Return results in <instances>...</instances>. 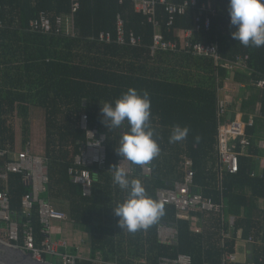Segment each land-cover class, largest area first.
<instances>
[{"label":"trees","instance_id":"obj_1","mask_svg":"<svg viewBox=\"0 0 264 264\" xmlns=\"http://www.w3.org/2000/svg\"><path fill=\"white\" fill-rule=\"evenodd\" d=\"M172 1L180 4L186 0ZM227 2L197 0L185 13L176 15L173 24H168L169 14L161 4L157 28L130 0H0V149L23 150L19 146V110L25 116L33 108L44 111V150L42 154L32 152L43 158L47 170L48 182L40 196L65 211L68 222L90 231L89 256L77 264H140L142 259L146 264H159L162 257L176 259L180 254L190 255L192 264H219L224 256L236 252L238 231L242 238L251 239L252 258L245 264H264V208L258 203L264 199V167L257 170L258 160L264 158V88L254 85L264 77V46L245 47L232 39ZM76 3L79 6L74 10ZM204 4L214 11L203 10ZM41 13L51 19L49 32L31 29V21ZM119 14L125 19L126 31L140 37L142 45L116 42ZM67 15L73 20L72 33L64 31V21L58 23L59 17ZM208 15L211 24L206 28ZM186 30L193 31L192 42L216 43L222 61L243 58L246 67L230 70L213 57L183 48ZM102 32H110L112 41H101ZM158 34L166 41L177 40V48L153 51ZM228 79L250 89L239 111L246 121L253 115L254 124L247 128L249 144L239 156V171L225 172L220 189L218 87L226 90ZM129 87L148 91L150 127L160 146L159 155L152 159L151 173L144 174L142 165L130 162V178L139 179L165 208L156 223L134 233L118 226L112 210L127 195L113 182L110 167L123 160L115 148L128 125L125 122L121 129H108L101 114V103L114 101ZM177 124L188 127L187 138L169 142ZM93 130L105 135V164L78 165L75 158L88 143V131ZM237 150L242 151L240 146ZM186 158L194 162L195 186L204 196L224 202L223 212L181 213L174 205L159 201L160 190L184 181ZM6 160L2 159V167ZM71 168L90 170L93 185L89 195L73 180ZM7 185L10 212L23 235L28 221L23 197L32 186L24 174L16 172H9ZM4 188L0 181V191ZM228 215L234 217L232 229ZM193 218L198 219V230L192 226ZM29 219L40 243L44 234L37 203ZM161 226L174 228L176 239L162 242ZM69 251L76 252V248ZM98 257L104 263H99Z\"/></svg>","mask_w":264,"mask_h":264},{"label":"built area","instance_id":"obj_2","mask_svg":"<svg viewBox=\"0 0 264 264\" xmlns=\"http://www.w3.org/2000/svg\"><path fill=\"white\" fill-rule=\"evenodd\" d=\"M120 2L126 0H119ZM134 3L137 11L148 16L149 21L153 22L155 27L159 28L160 22L157 19V9L159 5H164L165 10L169 14L168 24H173L176 15L183 14L192 4L195 5L197 0H186L183 3L177 4L172 0H130ZM79 3L75 4V9ZM203 10L214 11L210 5H203ZM200 20V18H198ZM63 17L58 18V23L61 25ZM211 24L210 16L208 15L204 21L206 28ZM31 29L33 31L49 32L52 28L51 19L41 13L40 17L31 21ZM200 28V26H198ZM193 31L186 30L184 33V42L182 47L191 50L198 56L213 57L215 62L223 64L230 70L240 67H246V61L239 58L236 61H226L221 59L218 53V45L216 43L206 44L204 42H192ZM101 41H112L113 37L110 32H102L99 35ZM116 42L119 44H141V38L137 37L133 31L127 32L125 19L122 15L117 17V32ZM178 41H166L160 34L155 36L154 44L151 49H175ZM258 88H264V77L254 83ZM220 94L224 92L222 87H218ZM218 119L219 128L217 136L218 148V176L219 185L222 189L223 178L225 172L237 173L239 171V156L246 150L249 144V136L247 128L254 124V118L251 116L249 120H244L241 117L232 116L229 110V98L226 95L220 96L218 99ZM87 116H83V126L86 128ZM88 143L82 150L81 154L77 155L75 162L81 166H91L94 164L103 166L105 164V135L100 134L97 130L88 131ZM264 146V141L262 142ZM241 147V152L237 150ZM7 157L5 166H1L3 158ZM151 163L142 165L143 173H151ZM194 162L190 158L185 160L186 175L183 182H176L174 188L163 189L157 193L159 201L174 205L181 213L189 212H223L226 208L224 202H215L213 199L204 196L194 183L195 172L193 169ZM119 167H123L126 171L131 172L130 163L126 160L119 162ZM45 168V170H44ZM16 172L24 174L25 180L31 184L32 190L23 197L24 213L28 217V221L23 226V235L18 220L11 214L9 205V190H8V174ZM70 173L73 175V180L83 187V192L86 195L91 193L93 178L91 172L87 168H71ZM0 181L4 182L5 188L0 191V239L22 248L32 254V256L40 261H47L46 256H56L62 264H77V262L86 258L78 253H72L68 250L69 243L65 239H55L53 237L54 223L59 221H67L68 215L65 211L56 208L50 202L41 198L40 193L45 191L46 183L48 182L47 170L44 160L41 156L33 154L29 149L11 152L9 150L0 149ZM34 203L39 205V217L43 224L42 233L44 238L40 243H37L35 236V228L29 219L31 216ZM231 229L234 226V217L230 216ZM177 231L172 227H159V238L162 242H171L176 239ZM226 236H231L227 233ZM237 239H241L240 231L237 232ZM251 242V239L248 240ZM99 263L104 261L98 257ZM237 253H231L223 257L219 264H230L237 262ZM140 264H146V260L142 259ZM159 264H192V258L188 254H180L176 259L162 257ZM209 264V263H206Z\"/></svg>","mask_w":264,"mask_h":264},{"label":"clouds","instance_id":"obj_3","mask_svg":"<svg viewBox=\"0 0 264 264\" xmlns=\"http://www.w3.org/2000/svg\"><path fill=\"white\" fill-rule=\"evenodd\" d=\"M230 34L243 46H264V0H228ZM103 123L108 129H121L125 122L128 131H123L116 144V154L134 165H144L160 153V146L150 127L151 100L147 90L138 91L129 87L112 102L101 103ZM187 126L174 125L169 142L187 138ZM113 182L127 192L126 197L113 206V215L118 226L129 232L147 229L164 214V205L153 199L139 179L130 178V173L118 164H113Z\"/></svg>","mask_w":264,"mask_h":264},{"label":"crops","instance_id":"obj_4","mask_svg":"<svg viewBox=\"0 0 264 264\" xmlns=\"http://www.w3.org/2000/svg\"><path fill=\"white\" fill-rule=\"evenodd\" d=\"M64 18L63 23V29L66 33H72L74 31L73 27V20L71 15H67ZM226 90H224L223 93L220 94L222 97L223 95H226L229 98V110L232 113H235V116L243 118V113L239 111V107L242 101V98H248L250 95V89L248 87H238L237 83L226 80ZM253 117V115H250V117ZM249 117V118H250ZM264 167V158H261L258 160V172H261ZM43 192L40 193V195ZM259 205L263 209L264 208V199L259 200ZM231 216V215H230ZM230 216L228 215L226 217L228 223L230 224ZM198 219H194L192 221V226L194 229H199V224L197 223ZM53 237L55 239H65L69 243V248H76V252L81 254L82 256L88 257L89 256V247H90V231L87 228H84L74 222H68V221H62V222H55L54 223V231H53ZM236 253H237V259L238 263L245 264L246 262H249L252 258V248L250 245V242L244 238L237 239L236 244Z\"/></svg>","mask_w":264,"mask_h":264},{"label":"rangeland","instance_id":"obj_5","mask_svg":"<svg viewBox=\"0 0 264 264\" xmlns=\"http://www.w3.org/2000/svg\"><path fill=\"white\" fill-rule=\"evenodd\" d=\"M27 115L25 116L24 112L19 110L17 126L22 129V131L20 130L21 139L19 146H22L23 150L29 149L36 154H42L45 141L44 111L40 108H33ZM126 163H130V161L126 160ZM48 261L54 264H61L60 259L56 256H49Z\"/></svg>","mask_w":264,"mask_h":264},{"label":"water","instance_id":"obj_6","mask_svg":"<svg viewBox=\"0 0 264 264\" xmlns=\"http://www.w3.org/2000/svg\"><path fill=\"white\" fill-rule=\"evenodd\" d=\"M0 264H54L35 259L31 253L0 239Z\"/></svg>","mask_w":264,"mask_h":264},{"label":"bare ground","instance_id":"obj_7","mask_svg":"<svg viewBox=\"0 0 264 264\" xmlns=\"http://www.w3.org/2000/svg\"><path fill=\"white\" fill-rule=\"evenodd\" d=\"M175 2V1H174ZM140 45H142V42H141V44Z\"/></svg>","mask_w":264,"mask_h":264}]
</instances>
